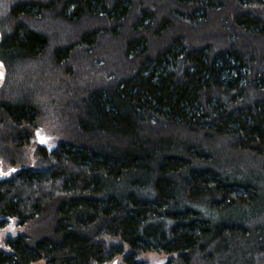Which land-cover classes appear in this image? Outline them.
I'll use <instances>...</instances> for the list:
<instances>
[{
  "label": "trees",
  "instance_id": "obj_1",
  "mask_svg": "<svg viewBox=\"0 0 264 264\" xmlns=\"http://www.w3.org/2000/svg\"><path fill=\"white\" fill-rule=\"evenodd\" d=\"M0 6V59L55 71L71 125L28 158L43 110L5 77L0 264H264V0Z\"/></svg>",
  "mask_w": 264,
  "mask_h": 264
},
{
  "label": "rangeland",
  "instance_id": "obj_2",
  "mask_svg": "<svg viewBox=\"0 0 264 264\" xmlns=\"http://www.w3.org/2000/svg\"><path fill=\"white\" fill-rule=\"evenodd\" d=\"M4 11V7L0 6V27L3 34L5 33L4 27L9 29L5 24L6 16ZM56 32L58 33V30H56ZM4 63L7 70L5 80L6 85L2 91L4 95L7 97L19 96L23 93H28V89H32L35 92L34 99L37 100L36 103H38L43 110V113L40 115L38 125L33 130L30 144L23 150V153H26V156L31 158L33 156L35 144H41L38 142V131L40 132L41 136L47 138L46 143L43 144L49 147L54 145L57 139L61 140L70 136L71 125L68 123L67 118L56 108V101L63 99L62 97L64 95H60L61 92L55 84L56 77L58 76L55 71L51 70L50 68L42 69V71L33 69V62L29 59H10L8 63L5 61ZM35 73L37 74L35 75ZM73 77L75 78V76ZM71 79L73 78L66 77L65 80ZM0 166H2V169H6L10 166V164L1 156ZM10 226L12 230L9 231L8 229ZM22 229L23 226L18 224V220L16 218H12L4 227H1L0 249L9 251V249L4 244L6 236H15L21 232ZM171 257H173V254H166L164 252L157 251H144L140 252L139 255L136 256V259L142 260L144 264H160V262H163L164 264ZM34 264H45V261L41 260L35 262ZM115 264H123L122 256L116 258Z\"/></svg>",
  "mask_w": 264,
  "mask_h": 264
},
{
  "label": "water",
  "instance_id": "obj_3",
  "mask_svg": "<svg viewBox=\"0 0 264 264\" xmlns=\"http://www.w3.org/2000/svg\"><path fill=\"white\" fill-rule=\"evenodd\" d=\"M0 40H1V33H0ZM6 76V68L2 60H0V85L3 83ZM10 170H2L0 168V173H9ZM6 175L0 174V178L4 177Z\"/></svg>",
  "mask_w": 264,
  "mask_h": 264
},
{
  "label": "snow or ice",
  "instance_id": "obj_4",
  "mask_svg": "<svg viewBox=\"0 0 264 264\" xmlns=\"http://www.w3.org/2000/svg\"><path fill=\"white\" fill-rule=\"evenodd\" d=\"M37 135H38V137H39V140H38L39 143H41V144L46 143L47 138L41 136L39 131H38ZM11 171H15V170L12 169ZM0 174L7 175L8 173H0ZM8 230H9V231L12 230V229H11V226L9 227ZM160 264H163V262H160Z\"/></svg>",
  "mask_w": 264,
  "mask_h": 264
},
{
  "label": "flooded vegetation",
  "instance_id": "obj_5",
  "mask_svg": "<svg viewBox=\"0 0 264 264\" xmlns=\"http://www.w3.org/2000/svg\"><path fill=\"white\" fill-rule=\"evenodd\" d=\"M1 60V59H0ZM5 68H6V66H5ZM6 73H7V70H6ZM6 77V76H5Z\"/></svg>",
  "mask_w": 264,
  "mask_h": 264
}]
</instances>
